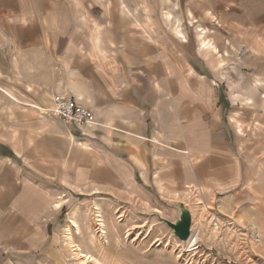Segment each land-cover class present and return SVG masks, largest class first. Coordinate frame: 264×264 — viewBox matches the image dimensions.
<instances>
[{"label":"crops","instance_id":"0c3cea01","mask_svg":"<svg viewBox=\"0 0 264 264\" xmlns=\"http://www.w3.org/2000/svg\"><path fill=\"white\" fill-rule=\"evenodd\" d=\"M140 2L0 0V254L40 246L59 192L152 202L192 188L207 199L240 182L241 139L220 75L243 56L235 67L256 75L246 94L257 106L264 0ZM56 95L87 107L89 123L55 115ZM104 220L105 235H90L95 249L109 238Z\"/></svg>","mask_w":264,"mask_h":264},{"label":"rangeland","instance_id":"374dc122","mask_svg":"<svg viewBox=\"0 0 264 264\" xmlns=\"http://www.w3.org/2000/svg\"><path fill=\"white\" fill-rule=\"evenodd\" d=\"M140 1L131 0V5H140ZM131 10L136 15L143 13L142 8ZM165 11L161 10L163 17ZM167 23L172 31L178 24L175 18ZM188 33L191 38L193 32L188 30ZM241 58L232 55L226 60L227 65L231 63L227 67L229 71L220 75L229 86L235 118L232 126L241 139L238 184L232 183L226 189L218 187L213 191L215 195L212 193L213 197L207 199L198 195L201 191L187 188L178 195L158 194L152 202L106 193L59 192L55 197V215L50 219L54 226L40 231V246L14 252L1 250L0 264H264V110L261 108L264 88L258 90L257 106H250L246 87L254 83L256 75L251 71L241 73L235 67ZM215 59L219 61L222 57ZM243 78L248 83H243ZM257 110L263 113L259 116L260 129L255 128ZM181 202L192 214L191 236H197L200 241L201 250L193 254L187 251L192 244L187 242L190 238L181 241L162 220H177ZM97 205L107 221L109 237L107 241L101 240L100 249H95L90 236L98 238L100 233L95 216ZM74 211L80 233L70 223ZM47 220L42 222L50 224ZM117 242L121 244L118 246ZM72 244H78L92 258L81 257Z\"/></svg>","mask_w":264,"mask_h":264},{"label":"built area","instance_id":"2783aa9c","mask_svg":"<svg viewBox=\"0 0 264 264\" xmlns=\"http://www.w3.org/2000/svg\"><path fill=\"white\" fill-rule=\"evenodd\" d=\"M53 113L67 123L78 126L86 125L91 118L90 110L79 104L75 98L56 95L54 98Z\"/></svg>","mask_w":264,"mask_h":264},{"label":"water","instance_id":"95a60500","mask_svg":"<svg viewBox=\"0 0 264 264\" xmlns=\"http://www.w3.org/2000/svg\"><path fill=\"white\" fill-rule=\"evenodd\" d=\"M180 207V216L174 222L162 218L166 222V224L173 230L176 237H178L181 241H187L191 237L192 231V214L189 210L188 206H186L183 202L179 203Z\"/></svg>","mask_w":264,"mask_h":264},{"label":"bare ground","instance_id":"6f19581e","mask_svg":"<svg viewBox=\"0 0 264 264\" xmlns=\"http://www.w3.org/2000/svg\"><path fill=\"white\" fill-rule=\"evenodd\" d=\"M167 14V13H166ZM170 14V12L168 13ZM203 35V34H202ZM202 43L204 45V47L206 48H213V49H216L215 46L212 45V43L208 40V39H203L202 40ZM222 224V223H221ZM97 225H98V229H99V232L101 234V236L105 235V225H106V222L104 220V218L102 217V215L98 212L97 214ZM69 235H71V233L69 232L68 233ZM188 244L192 243L191 244V247L187 249V251L190 253V254H193V253H196L198 252L199 250V239L197 236H191L189 241H187ZM72 247L74 248V250L81 256V257H85L86 259H90L92 258V255L88 254V253H85L83 252V250L80 249V247L78 245H75V244H72ZM182 255V254H181ZM96 260V259H95Z\"/></svg>","mask_w":264,"mask_h":264}]
</instances>
